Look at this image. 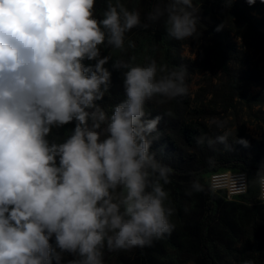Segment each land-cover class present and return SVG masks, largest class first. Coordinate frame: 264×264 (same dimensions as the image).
<instances>
[{"label": "clouds", "instance_id": "1", "mask_svg": "<svg viewBox=\"0 0 264 264\" xmlns=\"http://www.w3.org/2000/svg\"><path fill=\"white\" fill-rule=\"evenodd\" d=\"M96 2L0 0V264H104L105 249L150 247L175 228L165 188L175 170L151 150L160 121L173 113L152 117L146 106L186 96L188 71L151 57L140 64L134 55H102L134 49L126 34L149 23L122 0H106L98 17ZM161 18L169 38H195L193 0H165L147 15ZM110 61L124 99L109 112L98 102L111 94ZM209 123L218 134L196 137L198 146H249L232 138L226 120ZM66 125L73 127L51 138ZM207 163L214 166L215 157ZM250 184L264 203V164L237 191ZM204 191L193 179L187 194Z\"/></svg>", "mask_w": 264, "mask_h": 264}, {"label": "rangeland", "instance_id": "2", "mask_svg": "<svg viewBox=\"0 0 264 264\" xmlns=\"http://www.w3.org/2000/svg\"><path fill=\"white\" fill-rule=\"evenodd\" d=\"M151 4L154 9L165 0H154ZM130 10L136 9L141 18L148 7V0H122ZM106 0H97L96 15L99 17L105 8ZM197 9L198 24L195 38L176 41L168 37L166 29L165 40L160 44L151 46L148 43L136 41L134 49H129L126 54L111 48L102 49V55L110 54L113 60L122 55L136 56V62L146 63V58L156 59L160 64H166L169 68L183 65L187 69L186 83L188 94L170 101L167 104L158 105L154 101L147 104V111L152 117L164 116L170 110L171 117L164 116L158 125L159 139L153 143L152 151L162 163L170 165L178 152H171L167 136L172 133L182 121L193 118L205 125L204 135L215 136L218 130L210 126L213 118L227 121L226 128L232 133V138H244L251 142L264 139V3L256 0L254 5H249L247 0H193ZM163 26L164 19L162 18ZM219 29V30H218ZM213 38V41L206 39ZM127 45V44H126ZM94 63V62H86ZM111 61L106 67L112 71L111 94L98 103L109 112L112 107L124 99V91L120 73L111 69ZM196 117V118H195ZM73 125H66L56 129V138H62L66 130ZM237 146L239 144H232ZM219 146V145H218ZM174 156V157H173ZM176 159V158H175ZM230 171L233 174H242L243 171L222 169L217 173L197 174V178L205 186L202 192L203 219L209 223L215 220V206L222 196L228 203L233 204L224 207L223 219L234 217V231L221 225V243L210 248V253L215 252L220 260L218 264H243L251 260L254 264H264V204L258 203V187L250 184L248 191L243 194H229L230 185L224 189L215 188L210 192L211 176ZM245 173V172H244ZM245 178H252L246 173ZM174 176L171 183L166 185L170 193L175 214L170 218L175 225L171 235L159 240L157 253L160 261L170 264H192L184 260L176 259V248L172 245L181 237V224L187 217L195 213L196 204L199 202L197 193L188 195L190 186L179 185ZM256 195V207H251L245 197L251 193ZM230 196V197H229ZM251 198V196H250ZM254 234V235H253ZM123 255L127 251H104V264H111L113 253ZM69 255L65 259H71ZM113 262V261H112ZM115 262V260H114ZM116 264H121L116 261Z\"/></svg>", "mask_w": 264, "mask_h": 264}, {"label": "trees", "instance_id": "3", "mask_svg": "<svg viewBox=\"0 0 264 264\" xmlns=\"http://www.w3.org/2000/svg\"><path fill=\"white\" fill-rule=\"evenodd\" d=\"M148 1L147 10L142 15L141 21L142 23H149V27H136L130 30L126 34V44L127 40L130 39L136 41L137 45L139 41H143L155 46L165 40L166 33L162 18L154 22L147 20L148 13L153 10L151 9V4H155L154 0ZM206 41L212 42L213 38L206 39ZM204 131L205 125L196 119L193 121L192 118L189 121H182L167 136L166 141L171 145V152H178V157L173 156L174 158L169 166L175 170L173 176L180 186H190L193 179H198L197 174L215 173L222 169L243 171L253 178L259 167L264 164V139L249 143L247 148L242 145L232 146L230 151H225L224 145H219L214 152L206 145L201 147L196 144L195 138L204 135ZM51 138H56V129H53ZM213 156L216 163L214 166H209L207 160ZM164 164L168 165L166 162ZM249 192L251 194L245 199L251 207H256V195L252 198L251 186ZM197 198L199 202L196 204L197 211L195 213H198L199 216L193 215L182 221L181 237L172 245L176 248V259L192 264H218L220 258L214 251L210 253V248L214 247L215 244L221 243V225H224L231 233L234 231L233 215H231L230 219H223L224 207L233 206V204L228 203L226 198L222 196L218 201L219 203L215 206V220L213 223H209L202 216L204 210L201 201L203 198L202 192L197 193ZM158 241H154L150 247L133 248L123 255L118 252L113 253L112 257L114 259L110 262L111 264H116V261L121 264H168L158 258ZM170 264H174L173 261Z\"/></svg>", "mask_w": 264, "mask_h": 264}, {"label": "built area", "instance_id": "4", "mask_svg": "<svg viewBox=\"0 0 264 264\" xmlns=\"http://www.w3.org/2000/svg\"><path fill=\"white\" fill-rule=\"evenodd\" d=\"M215 173H217V172H215ZM226 173H231L233 176H235V177L240 176L241 178L240 179H231L230 182H225V178H223V176ZM245 176H246V173H244V172L242 174H233L232 172L227 171L224 173L214 174L213 176H211L210 181L212 183V186H214L217 189H224L225 185L226 186L230 185V189L228 191H229V194H231V195L243 194V193H240L237 191V187H238V184L240 183L239 180L241 182H243L246 179ZM258 194H259V189H258ZM259 203L264 204V203H261L260 201H259Z\"/></svg>", "mask_w": 264, "mask_h": 264}, {"label": "bare ground", "instance_id": "5", "mask_svg": "<svg viewBox=\"0 0 264 264\" xmlns=\"http://www.w3.org/2000/svg\"><path fill=\"white\" fill-rule=\"evenodd\" d=\"M223 178H225V182H230L231 179H240L241 177L240 176L235 177L231 173H226L224 174ZM239 182L241 181L239 180Z\"/></svg>", "mask_w": 264, "mask_h": 264}]
</instances>
